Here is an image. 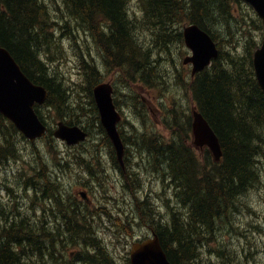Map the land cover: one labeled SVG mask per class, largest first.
<instances>
[{
    "label": "trees",
    "instance_id": "trees-1",
    "mask_svg": "<svg viewBox=\"0 0 264 264\" xmlns=\"http://www.w3.org/2000/svg\"><path fill=\"white\" fill-rule=\"evenodd\" d=\"M60 1L75 24L97 40L104 64L118 70L119 78L128 84L164 87L169 75L162 72L160 60L167 56L162 52L167 53L172 44L183 43L182 31L175 25H197L216 42L218 57L207 68L188 81L182 76L172 78L188 90L191 108L202 114L216 134L222 150L220 163L213 161L207 149L199 153L192 147L191 115L178 103L165 121L168 139L156 131L133 134L137 137L136 150L148 155L152 168L173 189L176 203L174 210L167 203L172 213L169 220L150 209L141 214L142 223L149 222L171 264H199L201 241L211 238L214 227L228 216L237 197L259 181L258 158L264 159V95L255 79L252 57L261 41V21L255 14L247 20L238 13L234 5L249 7L242 0H140L138 18L128 10L130 0ZM49 4L46 0H0V45L33 84L47 90L43 106L73 126L77 123L63 116L72 111L70 89L43 59L45 56L49 61L51 50L57 48V39L48 29L52 24L48 8L57 7V1L49 0ZM221 40L229 49H223ZM88 57L80 62L82 87L94 105L92 90L101 75ZM131 99L142 105V100ZM35 109L42 120L40 107ZM92 112L99 121L96 106ZM3 124L17 132L0 115L2 131ZM99 128L105 135L101 125ZM1 138L8 142L7 134L0 132ZM45 138L52 139V128L48 127ZM115 226L124 227L122 223ZM32 231L33 226L18 219L0 236V264H40L42 235ZM68 242L72 244L74 239ZM24 244L30 247L28 251ZM85 258L90 264H114L100 249L95 256Z\"/></svg>",
    "mask_w": 264,
    "mask_h": 264
},
{
    "label": "rangeland",
    "instance_id": "rangeland-1",
    "mask_svg": "<svg viewBox=\"0 0 264 264\" xmlns=\"http://www.w3.org/2000/svg\"><path fill=\"white\" fill-rule=\"evenodd\" d=\"M56 1L57 7L53 5L48 8L49 19L52 21L48 29L52 32V37L57 39V48L51 50L49 61L45 56L43 59L49 69L53 70L70 89L69 101L72 111L67 115L63 113L64 118H70L78 124H76L78 127L85 128L89 134L88 140L79 148L68 146L53 137L51 140H39L32 145L9 125L3 124V131L0 130V132L7 134V140L10 143L0 139V154L3 157V163L0 164V181L14 177L15 197L11 210L16 217L12 219L13 225L17 224L18 219H24L34 227L32 231L34 234L42 235V160L48 155L47 153L82 152L88 157L90 153L112 151L104 133L99 128L100 121L96 120L92 112L95 104L90 103L86 89L82 87L84 82L80 62L81 58H89V55L101 75L98 84L110 83L113 87V98L123 118L118 130L126 146L129 166L127 177L121 178L120 181L119 173L108 169L106 192L96 194L97 197H95L97 205H110V201H115L110 207L112 214L115 215L113 220L96 223V228L92 230L95 231L92 237L94 239H91L95 245L91 242L85 243V239H74L72 244L68 240L65 241L61 251L64 260L61 264H84L78 260L90 264L85 259L87 254L85 246H93L89 247L93 256L100 249L112 258L114 264H129L127 260H129L131 244L151 237L152 227L149 222L142 223L141 214L148 213L152 209L153 214L160 215L159 218L169 220L172 213L167 203L171 204L173 210L176 206L173 189L171 190L168 182L164 181L161 174L152 168L148 155L136 150L137 137L133 134L156 131L168 139L170 131L166 129L165 121H168V112L174 107L173 105L178 103L184 111L190 113L191 102L187 96L188 90L172 78V75H175L182 76L186 81L190 79L191 67L183 64V59L190 53L184 43L172 44L167 53L162 52L167 56L160 60V65L162 72L169 77L164 87L160 89L125 83L119 78L118 70L109 69L104 64L103 52L97 40H94V36L92 37L86 29L75 24V19L67 14L61 1ZM46 3L49 4V0H46ZM128 5L131 13L137 18L141 16L140 0H130ZM234 6L239 14L247 16V20L256 15L250 6L251 9L243 3ZM185 26L186 24H178L174 27L182 31ZM221 46L224 50L229 49L224 40H221ZM132 97H135V100H142V105L139 106L131 99ZM40 115L52 131L61 121L58 120L57 112L47 106L40 107ZM198 151L201 153L204 150ZM258 160L260 174L258 183L237 197L228 216L214 227L211 238L201 241L197 251L199 264H264V159L260 157ZM88 161L87 159L81 165L82 168L100 171L96 166L91 168ZM78 171L80 170L76 169L73 173L67 171L72 173L67 175L70 178H76L75 174ZM52 189L57 191L54 186ZM69 192L66 190V195ZM117 206L126 210L127 218L116 216ZM115 218L120 219L121 222L114 220ZM118 223H124V227L119 229L115 226ZM6 228L9 226L7 225ZM23 248L26 251L30 249L25 244ZM70 252L75 253V259L73 256L72 262L68 261L72 260ZM40 264H57V260L47 257L42 252Z\"/></svg>",
    "mask_w": 264,
    "mask_h": 264
},
{
    "label": "water",
    "instance_id": "water-1",
    "mask_svg": "<svg viewBox=\"0 0 264 264\" xmlns=\"http://www.w3.org/2000/svg\"><path fill=\"white\" fill-rule=\"evenodd\" d=\"M249 4L260 18L263 37L260 46L253 53L252 65L255 79L264 95V0H242ZM183 39L190 51L183 59L184 65L191 66V76L203 71L217 59L218 48L214 40L197 25L184 27ZM93 98L99 113V119L107 137L111 141L117 160L122 165L124 144L117 130L121 120L113 103V89L110 83H100L93 88ZM44 87L33 84L22 72L10 52L0 46V115L8 119L15 128L30 142L42 138L46 125L34 110L35 105H42L47 99ZM191 144L196 149L207 148L215 163H220L222 150L219 140L195 108L191 111ZM53 136L68 146L77 145L86 140L88 134L78 126H68L58 122ZM130 264H171L161 247L159 238H152L133 243L130 250Z\"/></svg>",
    "mask_w": 264,
    "mask_h": 264
},
{
    "label": "flooded vegetation",
    "instance_id": "flooded-vegetation-1",
    "mask_svg": "<svg viewBox=\"0 0 264 264\" xmlns=\"http://www.w3.org/2000/svg\"><path fill=\"white\" fill-rule=\"evenodd\" d=\"M81 146L82 144L75 148ZM47 154L42 160V248L47 257L57 260V264H61L64 260L61 251L65 241L85 239V243L93 244L91 239H94L92 237L95 235V231L92 230L96 228V223L113 220L115 215L112 214L113 211L110 210V207L111 203L115 201H110V205H97L95 197H97L96 194L106 192L108 169L119 173V181L121 178L127 177L129 158L125 151L121 165L114 151L90 153L88 157L82 152L59 151ZM87 159L91 168L96 166L100 171L82 168L81 165ZM1 163H3V157L0 154ZM76 169L80 170L76 172V178H70L67 174H72ZM67 171L72 173H67ZM66 184L68 185L66 186ZM13 186H15L14 177L0 181V223H2L0 235L2 236L14 226L12 219L16 217L11 210V204L15 197ZM53 186L57 188L56 192L52 189ZM66 190L70 191L67 195ZM115 211L117 217L127 218L126 210L123 207L117 206ZM114 220L121 222L118 218ZM7 225L9 228H6ZM52 234L55 237H52ZM85 247L86 256H93V252L89 250V247L93 246ZM70 256L72 260L68 261L72 262L73 256L75 259V253L70 252ZM78 262L86 264L84 261L78 260Z\"/></svg>",
    "mask_w": 264,
    "mask_h": 264
}]
</instances>
